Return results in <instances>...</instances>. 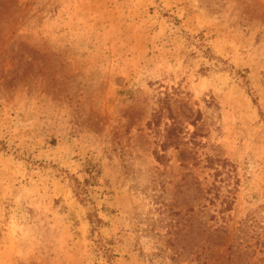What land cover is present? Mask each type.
Listing matches in <instances>:
<instances>
[{"label": "rangeland", "instance_id": "374dc122", "mask_svg": "<svg viewBox=\"0 0 264 264\" xmlns=\"http://www.w3.org/2000/svg\"><path fill=\"white\" fill-rule=\"evenodd\" d=\"M0 264H264V0H0Z\"/></svg>", "mask_w": 264, "mask_h": 264}]
</instances>
